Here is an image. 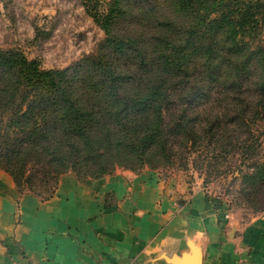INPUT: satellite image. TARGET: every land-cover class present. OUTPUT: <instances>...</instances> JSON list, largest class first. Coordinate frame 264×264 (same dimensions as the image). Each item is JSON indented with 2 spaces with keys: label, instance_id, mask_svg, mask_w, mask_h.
<instances>
[{
  "label": "trees",
  "instance_id": "16d2710c",
  "mask_svg": "<svg viewBox=\"0 0 264 264\" xmlns=\"http://www.w3.org/2000/svg\"><path fill=\"white\" fill-rule=\"evenodd\" d=\"M82 4L105 38L69 66L0 48V170L18 190L48 199L68 172L85 181L206 147L228 155L264 125V0ZM253 165L244 179L264 184V161Z\"/></svg>",
  "mask_w": 264,
  "mask_h": 264
},
{
  "label": "crops",
  "instance_id": "0c3cea01",
  "mask_svg": "<svg viewBox=\"0 0 264 264\" xmlns=\"http://www.w3.org/2000/svg\"><path fill=\"white\" fill-rule=\"evenodd\" d=\"M264 264V215L242 224L195 189L144 170L61 176L48 199L0 170V264Z\"/></svg>",
  "mask_w": 264,
  "mask_h": 264
},
{
  "label": "rangeland",
  "instance_id": "374dc122",
  "mask_svg": "<svg viewBox=\"0 0 264 264\" xmlns=\"http://www.w3.org/2000/svg\"><path fill=\"white\" fill-rule=\"evenodd\" d=\"M104 38V31L87 13L82 0H0V48L20 49L29 59L38 60L43 69L69 66L93 53ZM254 130L253 136L241 133L240 142L228 155L216 154L206 147L196 150L184 163L161 168L145 166L132 172L150 170L163 180L181 181L242 224L249 223L264 215V184H253L242 174L264 161V125ZM258 136L262 147L243 156L244 146L256 144Z\"/></svg>",
  "mask_w": 264,
  "mask_h": 264
},
{
  "label": "water",
  "instance_id": "95a60500",
  "mask_svg": "<svg viewBox=\"0 0 264 264\" xmlns=\"http://www.w3.org/2000/svg\"><path fill=\"white\" fill-rule=\"evenodd\" d=\"M174 264H203V254L197 245H191L190 252L184 254L178 261L175 260Z\"/></svg>",
  "mask_w": 264,
  "mask_h": 264
}]
</instances>
